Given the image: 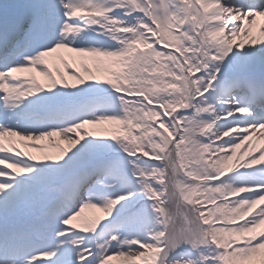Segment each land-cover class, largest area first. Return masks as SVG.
I'll return each instance as SVG.
<instances>
[{
    "label": "snow or ice",
    "instance_id": "1",
    "mask_svg": "<svg viewBox=\"0 0 264 264\" xmlns=\"http://www.w3.org/2000/svg\"><path fill=\"white\" fill-rule=\"evenodd\" d=\"M258 17L264 0H0V264H264V149L230 164L264 135ZM62 50L125 71L61 57L69 83ZM53 137L42 159L16 146Z\"/></svg>",
    "mask_w": 264,
    "mask_h": 264
},
{
    "label": "bare ground",
    "instance_id": "2",
    "mask_svg": "<svg viewBox=\"0 0 264 264\" xmlns=\"http://www.w3.org/2000/svg\"><path fill=\"white\" fill-rule=\"evenodd\" d=\"M247 41V40H246ZM245 41V42H246ZM83 76H87L85 73H82ZM36 75V78L41 82V83H44V82H47V79L45 77H42V76H39L37 73H35ZM70 76V75H69ZM57 77L59 78V75H57ZM71 77V76H70ZM256 135H254L253 137H255ZM261 145V144H260ZM260 145H259V142H255V143H251V142H248V144L246 145H242L241 147H244V151L245 153L246 152H249L251 153L252 155H256L259 151H260ZM240 147V148H241Z\"/></svg>",
    "mask_w": 264,
    "mask_h": 264
}]
</instances>
